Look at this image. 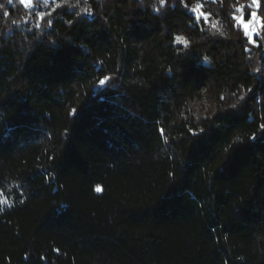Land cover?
<instances>
[{
    "label": "trees",
    "instance_id": "1",
    "mask_svg": "<svg viewBox=\"0 0 264 264\" xmlns=\"http://www.w3.org/2000/svg\"><path fill=\"white\" fill-rule=\"evenodd\" d=\"M0 264H264V0H0Z\"/></svg>",
    "mask_w": 264,
    "mask_h": 264
},
{
    "label": "rangeland",
    "instance_id": "2",
    "mask_svg": "<svg viewBox=\"0 0 264 264\" xmlns=\"http://www.w3.org/2000/svg\"><path fill=\"white\" fill-rule=\"evenodd\" d=\"M251 21L249 22H245L244 24H248V30H247V35L251 38L255 37L257 35L258 32V28H259V22L257 21V19L253 20L250 19ZM241 23V22H240ZM244 24L241 23V25L244 28Z\"/></svg>",
    "mask_w": 264,
    "mask_h": 264
},
{
    "label": "snow or ice",
    "instance_id": "3",
    "mask_svg": "<svg viewBox=\"0 0 264 264\" xmlns=\"http://www.w3.org/2000/svg\"><path fill=\"white\" fill-rule=\"evenodd\" d=\"M11 2H12V0H10L9 3H11ZM24 2H25V0H20V3H21V4H23ZM256 2H257V0H253V3H256ZM258 7H259V5H258ZM256 15H257V14H256L255 12L251 13V16H252V19H253V20L256 19ZM240 22H241L242 24H244V21H243V20H241ZM244 29H245V33L247 34L248 24H244ZM100 83H101V84H104V83H105V80L102 79V80L100 81Z\"/></svg>",
    "mask_w": 264,
    "mask_h": 264
},
{
    "label": "clouds",
    "instance_id": "4",
    "mask_svg": "<svg viewBox=\"0 0 264 264\" xmlns=\"http://www.w3.org/2000/svg\"><path fill=\"white\" fill-rule=\"evenodd\" d=\"M9 2H10V0H9Z\"/></svg>",
    "mask_w": 264,
    "mask_h": 264
}]
</instances>
